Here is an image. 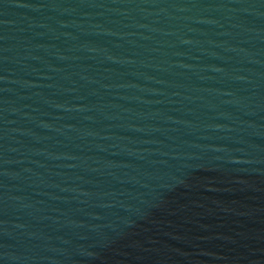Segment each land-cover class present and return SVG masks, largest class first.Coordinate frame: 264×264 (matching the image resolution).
<instances>
[{"label":"water","instance_id":"95a60500","mask_svg":"<svg viewBox=\"0 0 264 264\" xmlns=\"http://www.w3.org/2000/svg\"><path fill=\"white\" fill-rule=\"evenodd\" d=\"M0 264H264V0H0Z\"/></svg>","mask_w":264,"mask_h":264}]
</instances>
